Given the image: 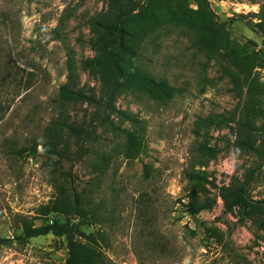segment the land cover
<instances>
[{
  "label": "rangeland",
  "instance_id": "374dc122",
  "mask_svg": "<svg viewBox=\"0 0 264 264\" xmlns=\"http://www.w3.org/2000/svg\"><path fill=\"white\" fill-rule=\"evenodd\" d=\"M263 3L143 2L125 22L129 42L141 68L167 86L122 93L116 106L133 119L111 114L104 122L94 105L61 102L59 89L73 78L99 95L82 66L94 55L88 20L107 1L0 0V238H13L0 245V264H65V238L17 239L20 217L36 216L63 192L81 193L97 210V219L72 224L106 236L104 264H264V166L244 205L228 211L221 196L260 162L236 145L244 125L264 144V36L249 25L260 21ZM96 116L99 139L86 143L83 159L16 153L57 120ZM128 135L142 143L134 159L124 151ZM201 142L214 154L203 167ZM193 169L206 178L197 204L207 207L198 213L188 207Z\"/></svg>",
  "mask_w": 264,
  "mask_h": 264
},
{
  "label": "trees",
  "instance_id": "16d2710c",
  "mask_svg": "<svg viewBox=\"0 0 264 264\" xmlns=\"http://www.w3.org/2000/svg\"><path fill=\"white\" fill-rule=\"evenodd\" d=\"M106 8L88 20L90 28V48L94 52L92 57L83 61V69L100 84L99 95L95 90L79 86L70 78L59 89V100L67 104H90L98 109L97 115L106 122L109 115H120L123 120H132L133 114L120 110L116 106L118 96L128 91H150L151 87L165 88V82H157L154 76L141 68L138 62L137 50L129 42L125 22L133 17L147 0H106ZM256 2L257 0H253ZM260 21L250 23V27L260 31L264 36V3L260 13L256 15ZM245 17V16H241ZM108 113V116H103ZM252 112L248 110V114ZM100 118L94 117L89 123L78 124L70 120H57L53 127L46 129L43 140H35L30 146L17 150V154L37 157L44 153L58 157L60 162L65 160H80L90 154L91 148L86 143L99 139L95 122ZM236 138V145L243 151L258 155L260 162L257 167L246 171L242 177L235 176L229 186L221 188V196L226 209L233 211L237 206L246 203L247 190L254 180L256 173L264 166V144H259L251 132L249 124L244 125ZM244 132V133H243ZM41 147V149H40ZM138 147V148H137ZM74 148V149H73ZM142 143L135 135H128L124 146L126 157L134 159L140 154ZM208 153H211L210 156ZM198 166H205L214 156L212 149L201 142L196 149ZM205 156L206 160H202ZM100 162H103L101 159ZM190 182L189 208L192 213H198L206 205L198 206L197 199L204 191L206 178L200 170L193 169L187 172ZM63 192L60 196L42 205L36 216H21L20 225L22 234L18 240L42 235L53 234L65 238L68 255L65 264H104L105 255L103 245L107 242L106 236L98 232H77L72 224L73 218L80 217L86 220L97 219V210L89 208L84 203L81 193ZM54 214H63L65 221L60 218H50ZM45 219L48 222L37 225L36 220ZM13 238H0V245L7 244Z\"/></svg>",
  "mask_w": 264,
  "mask_h": 264
}]
</instances>
